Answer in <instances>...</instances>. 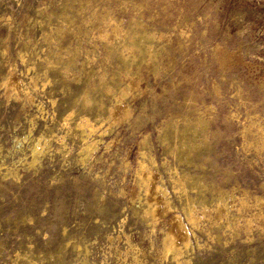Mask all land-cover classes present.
<instances>
[{"label": "rangeland", "instance_id": "rangeland-1", "mask_svg": "<svg viewBox=\"0 0 264 264\" xmlns=\"http://www.w3.org/2000/svg\"><path fill=\"white\" fill-rule=\"evenodd\" d=\"M0 264H264V0H0Z\"/></svg>", "mask_w": 264, "mask_h": 264}, {"label": "bare ground", "instance_id": "bare-ground-1", "mask_svg": "<svg viewBox=\"0 0 264 264\" xmlns=\"http://www.w3.org/2000/svg\"><path fill=\"white\" fill-rule=\"evenodd\" d=\"M35 148V147H34ZM149 187V186H148ZM179 237H181L182 241L186 243V238L183 236V232H181V229L179 228ZM172 235V234H170ZM180 241V240H179ZM167 250H171V251H174L177 252L179 250V245H178V241L176 240V238L174 237V234L172 236H170V241H169V245L167 247ZM180 251V250H179ZM177 254V253H176Z\"/></svg>", "mask_w": 264, "mask_h": 264}]
</instances>
